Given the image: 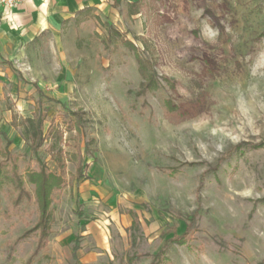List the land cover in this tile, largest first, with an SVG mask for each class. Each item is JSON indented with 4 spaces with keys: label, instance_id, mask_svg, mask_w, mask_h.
I'll use <instances>...</instances> for the list:
<instances>
[{
    "label": "rangeland",
    "instance_id": "374dc122",
    "mask_svg": "<svg viewBox=\"0 0 264 264\" xmlns=\"http://www.w3.org/2000/svg\"><path fill=\"white\" fill-rule=\"evenodd\" d=\"M107 4L35 44L2 90L20 174L36 168L21 123L40 113V160L65 184L42 249L33 200L14 207L3 184L0 264H150L161 249V264H264V0Z\"/></svg>",
    "mask_w": 264,
    "mask_h": 264
},
{
    "label": "trees",
    "instance_id": "16d2710c",
    "mask_svg": "<svg viewBox=\"0 0 264 264\" xmlns=\"http://www.w3.org/2000/svg\"><path fill=\"white\" fill-rule=\"evenodd\" d=\"M128 45L132 51L135 52V58L137 62V70L142 79L141 87L147 91H156L157 82L154 79V73L149 71L148 62L143 61L137 49L133 44L129 42H124ZM41 97H44L41 92H39ZM75 117V122L73 125L74 130L78 135H82V129L84 127V113L78 110L72 113ZM43 114L37 113L32 118H25L21 123V135L23 139L29 143L30 149L34 156V161L36 162V168L34 170H28L24 174H20L18 168L17 158H14L10 151L8 150L11 141L8 140L6 135L0 130V136L6 141V145L3 149H0V190L4 183H6L12 191V204L17 207L22 201L33 200L36 210H37V223L33 228L34 231H38V247L37 249H42L45 246V240L49 236L50 226L54 220L53 213L54 200L60 195L63 190L65 180H64V166L59 162V172H51L46 168L43 162H41L38 151L44 144L46 140L45 134H43ZM52 150V148H51ZM82 158L79 160L76 168V174L81 177L82 174ZM32 186V192L26 190V186ZM133 219L132 227L136 223V218L134 215L131 216ZM81 229H84L81 226ZM188 226H186L183 236L186 235ZM83 231V230H82ZM183 236L174 237L168 241L181 242ZM78 249V243L74 244L72 248L73 252ZM164 254V249L159 250L156 254L152 256L150 264H161L162 256Z\"/></svg>",
    "mask_w": 264,
    "mask_h": 264
},
{
    "label": "crops",
    "instance_id": "0c3cea01",
    "mask_svg": "<svg viewBox=\"0 0 264 264\" xmlns=\"http://www.w3.org/2000/svg\"><path fill=\"white\" fill-rule=\"evenodd\" d=\"M107 1L26 0L16 9L0 10V100L7 83L13 82L14 88L20 86L11 74L12 71L20 77L13 66L16 61L24 62L34 45L45 38L51 37L53 43L59 44L65 26L88 10L110 13ZM64 84L68 86L67 82ZM35 89L40 98L39 92L46 97L39 85Z\"/></svg>",
    "mask_w": 264,
    "mask_h": 264
},
{
    "label": "built area",
    "instance_id": "2783aa9c",
    "mask_svg": "<svg viewBox=\"0 0 264 264\" xmlns=\"http://www.w3.org/2000/svg\"><path fill=\"white\" fill-rule=\"evenodd\" d=\"M26 0H0V10L10 11L20 7Z\"/></svg>",
    "mask_w": 264,
    "mask_h": 264
}]
</instances>
